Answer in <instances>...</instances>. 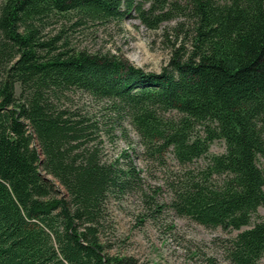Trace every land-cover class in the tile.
I'll use <instances>...</instances> for the list:
<instances>
[{
    "label": "trees",
    "instance_id": "trees-1",
    "mask_svg": "<svg viewBox=\"0 0 264 264\" xmlns=\"http://www.w3.org/2000/svg\"><path fill=\"white\" fill-rule=\"evenodd\" d=\"M188 1L190 39L159 73H147L71 54L62 27L47 31L71 11L84 23L116 17L120 0H0V264H137L109 254L103 234L110 198L139 182L126 152L104 160L97 142L103 132L113 143L124 120L149 156L171 151L180 165L224 142L199 178L173 188L170 208L205 228L238 232L222 241L223 260L258 264L264 3L231 0L217 15L212 0ZM74 92L102 106V124L73 105Z\"/></svg>",
    "mask_w": 264,
    "mask_h": 264
},
{
    "label": "rangeland",
    "instance_id": "rangeland-1",
    "mask_svg": "<svg viewBox=\"0 0 264 264\" xmlns=\"http://www.w3.org/2000/svg\"><path fill=\"white\" fill-rule=\"evenodd\" d=\"M212 1L217 15L232 5L231 0ZM120 2L118 15L111 19L84 23L80 11L76 10L65 14L61 23H52L47 31L62 27L61 44L71 54L114 58L143 72L159 73L168 64L172 51L186 44L192 35L189 1ZM70 99L90 118L103 123L101 105L80 92L71 94ZM121 126L125 132L121 134L115 127L113 143L103 132L97 142H101L99 148L104 160L126 152L139 182L111 197L107 204L103 234L112 246L109 254L130 257L137 264H228L223 260L220 245L238 232L220 227L205 228L189 218L177 216L170 208L173 188L199 178L209 157L224 153V142L214 141L206 156L180 165L171 151L161 158L149 156L131 124L124 120ZM198 131L197 127L195 132ZM123 162L126 160L121 159L120 164ZM257 164L264 168L261 159ZM212 180L216 182L218 178L213 176ZM58 189L64 194L63 189ZM262 220L264 211L259 209L252 224ZM258 264H264V254Z\"/></svg>",
    "mask_w": 264,
    "mask_h": 264
}]
</instances>
